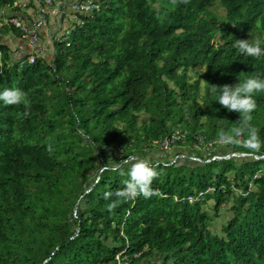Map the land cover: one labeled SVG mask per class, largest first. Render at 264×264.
Returning <instances> with one entry per match:
<instances>
[{
    "label": "trees",
    "instance_id": "obj_1",
    "mask_svg": "<svg viewBox=\"0 0 264 264\" xmlns=\"http://www.w3.org/2000/svg\"><path fill=\"white\" fill-rule=\"evenodd\" d=\"M16 1L0 10L18 11ZM95 2L53 42L51 61L20 63L0 42V92L16 87L31 102L17 118L23 105L0 101V264H118L119 254L121 264H264V92L250 121L261 149L245 146V131L228 144L250 156L218 159V134L239 114L211 91L264 78V56L232 46L264 41V0ZM8 32L20 35L1 25L0 40ZM175 130L184 138L149 160ZM135 157L155 167V194L110 212L105 193L124 188Z\"/></svg>",
    "mask_w": 264,
    "mask_h": 264
},
{
    "label": "clouds",
    "instance_id": "obj_2",
    "mask_svg": "<svg viewBox=\"0 0 264 264\" xmlns=\"http://www.w3.org/2000/svg\"><path fill=\"white\" fill-rule=\"evenodd\" d=\"M190 0H170L171 5L176 6L180 3L188 4ZM264 41L260 39H236L232 45L239 51L240 54L246 57H254L259 59L264 56ZM30 53H24L23 58L28 60ZM15 60L19 61L16 56ZM21 61H19L21 63ZM28 62V61H27ZM29 63V62H28ZM30 64V63H29ZM204 81V80H203ZM213 94H217L216 101L229 112L239 114V126L232 129L230 132L221 130L219 137L226 143H236V137L247 132V139L244 141L246 147L253 151H259L262 147V141L259 137L258 129L251 126L252 113L257 108L255 93L264 92V78L250 77L243 82H238L235 85L225 84L222 86L211 85ZM0 101L5 105L20 106L23 105L25 111L18 112L17 118H24L30 115L28 109L31 107V102L28 99V94L16 87L6 88L0 92ZM129 179L125 180L124 188L113 192L105 193V199L108 200L115 196L116 199L107 204L108 211H114L120 203L135 200L138 196L143 195L144 198H150L155 194L151 188L153 180L158 176L155 167L147 160H139L131 165L129 170Z\"/></svg>",
    "mask_w": 264,
    "mask_h": 264
},
{
    "label": "crops",
    "instance_id": "obj_3",
    "mask_svg": "<svg viewBox=\"0 0 264 264\" xmlns=\"http://www.w3.org/2000/svg\"><path fill=\"white\" fill-rule=\"evenodd\" d=\"M53 10L57 11L56 15H49L46 25L41 29L39 39L34 47H28L26 43L21 40L20 35L16 37L12 32H8L1 36V44L6 45L12 52V58L15 60V56L18 52L25 51V53L33 54V56L46 57L47 61L52 60L53 54V42L57 39L67 36L73 29V20L70 16L73 15L72 5L76 2L84 0H53ZM17 7L18 11H11L8 8L0 10L1 18H22L28 26H31L33 22H37L43 9L41 0H17L14 8ZM13 8V9H14ZM83 15V14H82ZM79 14V19L82 16ZM81 20V19H80ZM38 51V53H35ZM24 56V54H22ZM174 149V148H173ZM225 213V210L221 211Z\"/></svg>",
    "mask_w": 264,
    "mask_h": 264
},
{
    "label": "built area",
    "instance_id": "obj_4",
    "mask_svg": "<svg viewBox=\"0 0 264 264\" xmlns=\"http://www.w3.org/2000/svg\"><path fill=\"white\" fill-rule=\"evenodd\" d=\"M44 7L41 10L42 14L39 16V19L37 22H33L31 26H28L27 22L22 18H11L8 22L14 26L15 28L20 30V38L23 40L28 47H34L36 42L39 39V34L41 29L46 25L47 23V13L51 15H56L57 11L52 10L50 7L52 6V0H43ZM72 12L73 15L70 16V19H72L75 22H78L77 14H83V13H89L93 10H98L100 8L99 3L95 2V0H85L83 2H76L72 5ZM25 51L18 52L16 55V58L21 61L22 60V54H24ZM35 53H38V51H35ZM28 62L32 64L34 62V56L33 54H29ZM22 63V61H21ZM184 138V134L180 133L178 130H175L170 137H166L163 140H160L156 142L157 147L159 150L163 152H170L176 142L180 141V139ZM212 189H209V192L212 191ZM206 192H198V194L195 196H188L187 200L189 203H192L193 201L202 198L205 195ZM119 254L116 259L118 260V264H121L119 261ZM126 264V263H122Z\"/></svg>",
    "mask_w": 264,
    "mask_h": 264
},
{
    "label": "rangeland",
    "instance_id": "obj_5",
    "mask_svg": "<svg viewBox=\"0 0 264 264\" xmlns=\"http://www.w3.org/2000/svg\"><path fill=\"white\" fill-rule=\"evenodd\" d=\"M223 11V10H222ZM224 13V12H223ZM231 146L228 144V143H224V144H222L219 148H218V150H220L221 151V153H222V157H225V156H227V157H229L231 154H235V155H239V154H241V153H231ZM173 150V149H172ZM171 150V151H172ZM180 151H181V161L183 162V161H185V160H187L186 158L190 155L189 153L191 152V150H190V148H189V145L188 146H186V147H183V148H180ZM205 151H207V150H205L204 149V155H205ZM228 154V155H227ZM171 157V159H172V161H174V160H176V158L174 157V155H171L170 156ZM193 157V156H192ZM156 158H164V154H163V152H161V150H158V151H155V152H153L149 157H148V159L149 160H154V159H156ZM215 157H213L212 158V160L214 159ZM230 158H231V156H230ZM235 158H241V159H243L244 157H241V156H236ZM180 161V162H181ZM190 161V160H189ZM91 177H92V175H91ZM91 180H92V178H91ZM200 199V198H199ZM198 200V199H197ZM196 201V200H195ZM195 201H193L192 203H194ZM223 211V210H222ZM226 211V210H225ZM228 211L227 212H225L224 214L223 213H218V215L217 216H215L214 214H212V221H211V230H213L215 233H220L221 232V230H222V226L226 223V221L228 220Z\"/></svg>",
    "mask_w": 264,
    "mask_h": 264
},
{
    "label": "bare ground",
    "instance_id": "obj_6",
    "mask_svg": "<svg viewBox=\"0 0 264 264\" xmlns=\"http://www.w3.org/2000/svg\"><path fill=\"white\" fill-rule=\"evenodd\" d=\"M42 1V4H43V7H44V2H43V0H41ZM85 1V0H84ZM81 2H83V1H81ZM53 5H54V1L52 0V6L50 7L52 10H53ZM42 14V13H41ZM48 15H47V18H48V16L49 15H51V14H49V13H47ZM83 14H86V13H83ZM82 15V14H81ZM11 18H1L0 19V26L1 25H6V26H12L8 21L10 20ZM77 19H78V22H75V21H73L74 22V24H76V25H80V24H82V21L79 19V14H77ZM14 29H17V28H15L14 26H12ZM17 30H19V29H17ZM20 31V30H19ZM161 152H163V151H161ZM248 156H250V155H247V156H241V157H248ZM177 158V157H176ZM216 158H218L219 159V157H216ZM193 160H195L194 158H192ZM215 159V158H214ZM213 159V160H214Z\"/></svg>",
    "mask_w": 264,
    "mask_h": 264
},
{
    "label": "water",
    "instance_id": "obj_7",
    "mask_svg": "<svg viewBox=\"0 0 264 264\" xmlns=\"http://www.w3.org/2000/svg\"><path fill=\"white\" fill-rule=\"evenodd\" d=\"M231 157H236V156H247L246 154H239V155H235V154H231L230 155ZM230 156L229 157H227V156H225V157H219V159H229L230 158ZM255 159H259V158H263L262 156L261 157H254ZM135 159L137 160L138 158L137 157H135ZM139 160V159H138ZM174 162V161H173Z\"/></svg>",
    "mask_w": 264,
    "mask_h": 264
}]
</instances>
